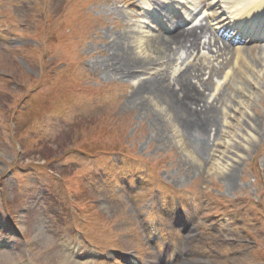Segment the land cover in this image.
<instances>
[{"label": "rangeland", "instance_id": "obj_1", "mask_svg": "<svg viewBox=\"0 0 264 264\" xmlns=\"http://www.w3.org/2000/svg\"><path fill=\"white\" fill-rule=\"evenodd\" d=\"M5 1L0 3V264H103L80 261V250L72 242L79 234L75 230L106 252L136 248L137 256L131 251L126 255L132 264L149 260L155 264L140 237L136 213L143 210L142 221L144 215L147 222L162 221L161 204L176 203L179 195L188 204L194 202L201 221L195 232L202 228L203 234L190 241L188 254L169 264H264V118L259 119L256 134L243 124L246 113L264 117V76L247 67L248 53L244 52L242 69L251 80L235 87L243 78L235 73L230 84L219 81L215 87L223 100L216 106L223 135L218 136L215 155L195 171L189 169L194 160L181 150L176 130L153 127V112L123 108L132 84L123 85L127 81L100 73V63L107 60L108 34L124 25L122 15L104 14V6L110 5L106 0L97 7L89 0L85 4L88 24L81 28L82 41L72 45V55L52 41L58 31H48L44 19L62 12L57 26L67 29L66 17L77 11L75 0L63 11L65 0ZM34 16L39 17L38 23ZM251 51L256 53L255 48ZM71 79L91 88L78 94L59 90ZM43 84L57 93L56 98L41 93ZM228 97L236 99L233 108L221 113ZM109 160L117 166H109ZM232 164L235 169L229 177ZM101 172L104 185L99 186ZM119 175L141 176L138 191L115 194L122 187ZM39 187L47 193L36 202ZM149 198L156 202L155 215L149 213ZM205 200L215 205L224 200L226 212L214 207L204 214ZM74 208L76 222L70 214ZM236 215L248 216L241 224L251 236L235 228ZM204 218L226 225L232 234L210 235L211 230L202 227ZM11 221L19 235L14 228L7 229ZM184 233L176 232L178 243ZM212 238L218 240L216 246H210L215 244Z\"/></svg>", "mask_w": 264, "mask_h": 264}, {"label": "bare ground", "instance_id": "obj_2", "mask_svg": "<svg viewBox=\"0 0 264 264\" xmlns=\"http://www.w3.org/2000/svg\"><path fill=\"white\" fill-rule=\"evenodd\" d=\"M233 1L245 3V7L240 10V13L238 11V16L257 12H259V15L260 12L264 13V0ZM118 13L129 20L125 10L120 9ZM134 27H138V25L135 24ZM134 27V31L132 29L128 30L126 26V28L119 30L117 33L108 34L107 43H104L105 48L107 47V52H105L107 60L101 64L106 77L121 74V76L129 78L134 71L151 70L158 65V62L170 60L173 63L177 59L178 51L184 49L189 51L198 48L200 37H204L208 31L205 26L198 24L169 36H146L142 30L139 31ZM259 40V37H255L251 41H245L250 47L239 46L232 48L229 44L223 43L222 47L219 48V52L220 54L230 55L232 51H235L236 59L242 64L244 52L246 51L250 56V60L245 62L247 67L251 71L255 70L254 75L262 71L261 76H264V42L259 43ZM136 41H139L138 45H134ZM135 46L140 50L139 52L135 50ZM254 48L256 53L251 55V49ZM142 51H147L148 54L142 55ZM163 64L165 65V63ZM200 71V68L189 65L170 81L161 74L150 76L148 77L149 79L147 78L148 80L137 86L123 105V108L127 109L136 108L141 112H153L154 115L151 117L150 122L159 131L165 132L166 127L168 130L170 127L174 131L176 130L174 135L180 141L181 150L191 155L190 160H194L190 164L188 163L189 169L191 167L195 171L202 168L201 163L207 162L211 153L210 136L213 134L217 135L220 132L221 122V119L219 120V110L215 107L217 101L209 103L204 97V89L208 85L198 81L200 82L198 86L206 85L204 89H200L195 82L191 81V73L195 74L193 77L199 80ZM247 79L245 78V82H248L250 78ZM218 99L219 97H217ZM231 99V97L226 99L229 106L231 102L236 101L234 98L233 100ZM243 114L245 117V113ZM259 116L260 114L258 113L255 115L246 113V119L244 118L243 122L244 129L247 128L250 132L256 134L258 132L259 119L264 118ZM158 136L160 137L159 134ZM160 138L161 141L164 140L162 135ZM250 143L253 144V141H250ZM228 150L229 145L226 148L227 152ZM233 164L228 170L229 177H232L231 175L235 169ZM228 185H232V180L228 182ZM192 227L190 226V228ZM191 233L192 231L190 230L186 231V236H189V239Z\"/></svg>", "mask_w": 264, "mask_h": 264}]
</instances>
